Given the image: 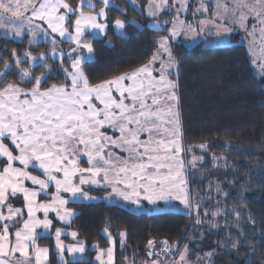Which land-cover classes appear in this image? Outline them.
Segmentation results:
<instances>
[{
	"label": "snow or ice",
	"instance_id": "1",
	"mask_svg": "<svg viewBox=\"0 0 264 264\" xmlns=\"http://www.w3.org/2000/svg\"><path fill=\"white\" fill-rule=\"evenodd\" d=\"M101 2L103 7L95 11L93 0H79L76 7L68 0H0V29L16 37L30 35V44L41 35L49 40L53 45L51 55L61 61L59 70L64 75L63 83L44 87L47 72L36 75L30 68L20 67L25 58L35 62L37 56L29 51L21 55L15 49L12 63L4 60V70L0 71V83L12 69L18 70L20 78L19 83L8 82L0 88V264H50L49 248L37 244L38 238L52 229L49 213L54 212L55 218L65 224L71 223L76 213L68 207L70 202L97 199L85 186L110 189L109 199L119 197L137 206L142 200L152 205L177 200L190 212L195 210L196 223H202L200 204L191 203L186 167L195 168L203 157L193 155L188 165L185 163L183 154L191 152V146L183 143L179 65L170 41L181 34L225 38L243 30L250 37L247 51L252 56L251 63L259 61L264 73V0H214L211 6L207 0H198V6L191 11L193 17L209 13L210 7L213 10L194 23L180 18L182 12L189 11L188 0H148L149 17L156 18L166 9L175 12L171 21H153L157 28L171 23L169 34L158 38V48L147 64L93 83L84 69L85 63L93 62L95 52L87 34L93 38L106 36L110 25L106 10L112 0ZM85 6L90 9L87 13ZM111 24L118 30L127 27L120 18ZM120 34L126 35L124 31ZM57 35L75 46L65 53L59 48ZM65 56L71 71L63 65ZM39 59L45 68L50 67L45 54ZM25 82L31 86L24 87ZM198 147L205 149L207 145ZM82 161L88 166H82ZM29 169L42 170L43 178ZM28 181L33 187L26 184ZM50 187L55 191L49 192ZM216 187L219 191L218 184ZM41 194L49 199L39 201ZM17 197H22L24 208L10 202ZM41 212L43 219L37 215ZM236 215L239 217V213ZM17 224L22 226L17 228ZM37 228L44 231L38 233ZM104 233L111 246L99 249L95 259L100 264H115L116 240L107 228ZM63 234V229H55L57 255L61 264H72L65 258V251L73 256L82 254L85 245L79 240L65 244ZM70 235L75 239L78 233L72 231ZM119 236L123 248L126 232ZM153 243L149 241L150 246ZM163 243L162 251L175 247L167 241ZM188 252L185 245L176 264H192L187 259ZM213 255L214 251L198 256V264L205 259L212 264Z\"/></svg>",
	"mask_w": 264,
	"mask_h": 264
},
{
	"label": "trees",
	"instance_id": "2",
	"mask_svg": "<svg viewBox=\"0 0 264 264\" xmlns=\"http://www.w3.org/2000/svg\"><path fill=\"white\" fill-rule=\"evenodd\" d=\"M68 1L75 7L79 2ZM96 1L97 9L102 2ZM113 1L115 4L107 9L110 21L107 35L93 38L89 34L88 37L95 52L93 62L85 63L84 69L93 83L147 64L158 47L157 39L166 35L169 27V23L163 29L148 25L149 18L143 10L145 0H140L139 9L128 0ZM120 9L126 11L122 13ZM116 18L126 21V35L115 31L111 21ZM172 47L179 65L183 142L191 146V152H185L184 158L189 162L193 155L203 157L195 168L188 165L192 202L201 205L200 220L209 203L212 202L209 204L212 211L216 208L214 201L219 197L224 213L208 218L207 223L197 224L195 210L190 213L176 209L134 212L118 203L76 202L71 203L76 215L69 226L78 232L82 241L88 245L97 243L99 247L109 244L104 228L114 235L125 230L126 245L117 251L119 262L128 259L134 264H143L159 259L158 254L151 257L145 251L147 241L153 237L175 245L172 247L175 256L189 242L196 248L202 247L204 255L214 251L212 264H264V82L254 73L241 42L216 47H205L202 43L190 47L175 42ZM13 49L21 55L26 50L46 54L49 45L42 41L30 44L27 39L0 37V57H3L0 71L4 70V60L12 63ZM46 59L49 68L38 64L32 71L36 75L42 71L49 74L44 87L63 83L64 75L59 70L61 61ZM64 61L69 64L67 58ZM7 81L18 82L19 75L10 70L4 82ZM200 144L207 147L201 149ZM214 156L218 159L214 160ZM39 243L51 246L50 262L60 264L52 247V237H40ZM233 243L236 247H232ZM160 244L164 247L161 242L156 246ZM203 262L207 264L206 259ZM72 264L93 262L77 260Z\"/></svg>",
	"mask_w": 264,
	"mask_h": 264
},
{
	"label": "rangeland",
	"instance_id": "3",
	"mask_svg": "<svg viewBox=\"0 0 264 264\" xmlns=\"http://www.w3.org/2000/svg\"><path fill=\"white\" fill-rule=\"evenodd\" d=\"M101 1V0H100ZM129 2H130V0H128ZM146 2H145V5H144V12H145V14H146V16L149 18V20H148V25L150 26V27H152V28H154V29H163V28H165L166 26V24H161V26L159 27V28H157V27H154V24H153V21L154 20H160V21H165V20H167V21H171V19L173 18V16L175 15V12L174 11H168L167 9L166 10H164L163 12H161L160 14H159V16L158 17H156V18H153V17H149L148 15H147V4H148V0H145ZM69 2V1H68ZM172 2V0H170V3ZM188 2H189V11L188 12H182L181 14H180V18L181 19H184V20H187L188 22H195L196 20H200V19H204L205 18V15H211V13H212V8L210 7L209 8V13H207V14H203V15H201V14H198L196 17H193L192 16V14H191V11H192V9L193 8H195V7H197L198 6V0H188ZM70 4H71V2H69ZM93 3L94 4H96L97 3V1L96 0H93ZM207 3L211 6L212 4H214V0H207ZM78 4H79V2H78ZM115 4V2L112 0V2H111V4H110V6H112V5H114ZM132 4V3H131ZM72 5V4H71ZM97 5V4H96ZM135 8H137V9H139V8H141V3H140V0H136V3L135 4H132ZM73 6V5H72ZM73 7H75V6H73ZM87 7V6H86ZM100 7H103V4L100 6ZM99 7V8H100ZM177 7H179V5L177 4ZM99 8H97V9H95V11H98L99 10ZM84 11L87 13V12H89L90 10H87V9H85L84 8ZM107 11V10H106ZM75 17H72V19H74ZM252 21H251V19H250V21H249V23H251ZM168 24V23H167ZM171 27H172V24L171 23H169V27L167 28V30L168 29H171ZM2 32H4V30H2V29H0ZM72 29L71 28H69V31H71ZM115 31L117 32V34H120L121 33V31H124V30H118V29H115ZM26 32H27V30H26ZM197 32H199V29H197ZM7 34L8 35H10V37H12V38H14V39H17V40H21V38L22 37H20V38H17L14 34H12L11 32H7ZM90 34V33H89ZM89 34H87V36L89 37ZM169 33H168V31H167V33H166V35H168ZM91 35V34H90ZM121 35V34H120ZM166 35H164V36H166ZM13 36H15V37H13ZM103 35H101V36H97V37H102ZM161 37V36H160ZM27 38H29V41L31 40V37H30V35H28L27 36ZM57 41L59 42V48L60 49H62L65 53H67L68 51H70V49L72 48V47H74L75 45L74 44H71V43H69V42H67L66 41V39H64V38H60L58 35H57ZM250 39V37H248L247 35H246V33L243 31V30H236V31H234L231 35H229V36H227V37H225V38H217L216 36H214V35H206V34H204V33H200V34H198V35H195V36H193V35H188V36H185L184 34H181L179 37H176V38H174V39H172L170 42H171V44L172 43H175V42H180V43H183L184 45H187V46H190L191 47V45H193V44H195V43H197V42H201L202 43V45L203 46H205V47H216V46H223V45H229V44H233V43H235V42H241V43H243L244 45H245V47H246V52H247V55H248V57H249V59H250V62H251V60H252V56L249 54V52L247 51V49H248V40ZM158 40V39H157ZM40 41H42V42H48V45H49V50H48V52L45 54V53H32V55L33 56H37V60L35 61V62H30V61H28V58H25V63H23V64H21V66L20 67H22V68H24V67H27V68H30L31 69V71H32V68L33 67H35L36 65H38V64H44L43 62V60H40L39 59V57H40V55L41 54H45V56H46V58H51V59H58V58H53L52 57V55H51V51H52V48H53V45H52V43L49 41V40H45L44 38H43V36L41 35L40 37H38L37 38V40L35 41V42H40ZM26 51H28V50H26ZM30 52V51H29ZM24 53V52H23ZM174 53V52H173ZM73 55H75V54H73ZM65 58H67L68 59V61H69V64H68V62H65L64 60H63V65H64V67L65 68H68L69 69V71H71V68H70V60H69V58L67 57V56H65ZM94 58V57H93ZM59 60V59H58ZM60 61V60H59ZM9 63H11V62H9ZM60 64H61V62H59ZM259 61L256 63V64H253V63H251L252 64V67H253V71H254V73L259 77V78H261L262 80H263V82H264V73H262L261 72V69H260V67H259ZM142 66V65H141ZM140 67V66H139ZM12 71L14 72V73H17L18 75H19V73H18V70H15V69H12ZM112 78V77H111ZM8 82H13V81H7V82H4L3 81V83H0V88H2L3 86H4V84L5 83H8ZM20 81H18V82H16V83H19ZM23 86L24 87H30L31 85H25V84H23ZM191 156V155H190ZM191 158H192V156H191ZM185 159V158H184ZM189 161H191V159L189 160ZM83 162V161H82ZM185 163H186V165H188V162L185 160ZM82 166H84V164H82ZM190 166V165H189ZM85 167V166H84ZM30 171H32V174L33 175H37V176H40L41 178H43V176H42V170H39V169H36V170H33V169H29ZM187 170H188V167H186V172H187ZM187 178H188V173H187ZM26 184L29 186V187H33L32 185H31V182L30 181H28V182H26ZM85 190L86 191H88L89 192V194L91 195V196H94V197H97V199H94V200H82V201H80V202H95V201H97V200H105V201H111L112 199H109L108 198V192H103L102 194H99V193H92L90 190H92V188L91 187H88V186H85ZM48 191L49 192H54L55 191V189H54V187H50L49 189H48ZM97 192H99V191H97ZM101 193V192H100ZM67 195V194H66ZM190 196H191V194H190ZM49 199V197L48 196H46V195H44V194H41V196L38 198V200L39 201H44V202H46L47 200ZM220 199V200H219ZM104 201V202H105ZM193 200H192V196H191V203L193 204V202H192ZM220 201H221V203H220ZM12 204H13V206L14 207H20V208H24V201H23V199H22V197H17V198H14V199H11V201H10ZM171 201H164V203H170ZM173 202V204H174V206H177V207H175L176 208V210H180V211H182V212H188V213H190V211L187 209V208H185V206L180 202V201H177V200H173L172 201ZM176 202H180L181 204L180 205H176L175 203ZM71 203L72 202H70L69 204H68V207L69 208H71V209H73V211L76 213V209L74 208V207H72V205H71ZM200 204V203H199ZM209 204H212V202L211 203H209ZM207 205V207H205L204 208V214L203 215H201L202 217V223H207V219L208 218H217V217H220L223 213H224V210L220 207V205L222 204V200H221V198L219 197V198H216V200L214 201V206L216 207V208H214V210L212 211V205ZM151 207L152 206H156V205H150ZM201 206V205H200ZM170 209V208H169ZM131 210L132 211H134V212H140L141 210H136V209H132V207H131ZM157 210H164V209H157ZM217 211H219V215H216V216H213L212 215V213H215V212H217ZM191 212H193V211H191ZM196 212V211H195ZM205 212H207V215H205ZM37 215H38V217L40 218V219H43V213L41 212V213H37ZM196 215H197V213H196ZM24 218L26 219L27 218V216H26V211H25V216H24ZM49 219H52L53 220V226H52V229L50 230V232L49 233H47L45 236H51L52 237V239H53V250L56 252V260H57V263H60L61 264V262L59 261V258H58V255H57V250H56V248H55V236H54V233H55V229L56 228H61V229H63L64 230V234L61 236V239L64 241V243L65 244H75L76 242H77V240H79V241H82L81 239H80V237H79V234H78V236L74 239L71 235H70V233L72 232V231H76L74 228H72L71 226H69V224H65L64 222H62V221H59L58 219H56L55 218V213L54 212H50L49 213ZM213 220H215V219H213ZM0 223H2V222H0ZM22 226V224H17L16 225V227L17 228H19V227H21ZM105 229V228H104ZM104 229H103V233H104ZM12 231L14 232L15 231V229H12ZM44 230L42 229V228H37V232L39 233V232H43ZM109 231V230H108ZM77 232V231H76ZM110 232V231H109ZM120 232H126L125 230H120L117 234H112L111 232V235H112V237L113 238H115V240H116V247H115V264H134L132 261H130V260H125V261H118V258H117V251H118V249H121V250H123L124 249V247H125V245H126V239H125V244H124V247L123 248H121L120 247V236H119V233ZM78 233V232H77ZM127 234V233H126ZM104 235H105V233H104ZM105 237L107 238V241H109V239H108V237L105 235ZM83 243H84V245H85V252L84 253H82V254H80V253H77V254H75V256H73V254L72 253H69V252H67V251H65V253H64V255H65V258L66 259H70L71 261H77V260H90V261H92L93 262V264H100V262L99 261H97L96 259H95V257H96V255L98 254V250L99 249H107L109 246H111L110 245V241H109V244L107 245V246H104V247H99L98 246V244L97 243H94V244H91V245H88L86 242H84V241H82ZM37 244L40 246V247H47V248H49V260H50V250H51V246H49L48 244L46 245V244H40L39 243V238H38V240H37ZM170 244V243H169ZM186 245H187V247H188V249H189V252L187 253V259L189 260V261H191L192 262V264H198V261H197V257L199 256V257H204L205 255L203 254V252H201L202 251V247H198L197 246V248H199V250L195 247L196 245H193L192 243H186ZM98 246V247H97ZM164 247H163V245H158V246H156V255L158 254L159 255V257L161 258H159V259H154V260H151V261H146V262H144L143 264H152V261H159L160 262V264H176V262L177 261H179V254L181 253V252H183V250H184V247H183V249L175 256V254H174V250L171 248V250H170V252L169 253H166L165 251H162V249H163ZM88 249H90L92 252H90V251H88ZM173 250V251H172ZM175 252H176V249H175ZM204 252H206V251H204ZM154 254V255H155ZM153 255V256H154ZM17 256H19V254H17ZM105 259H106V257H105ZM50 264H51V262H50ZM202 264H204V262H202Z\"/></svg>",
	"mask_w": 264,
	"mask_h": 264
},
{
	"label": "crops",
	"instance_id": "4",
	"mask_svg": "<svg viewBox=\"0 0 264 264\" xmlns=\"http://www.w3.org/2000/svg\"><path fill=\"white\" fill-rule=\"evenodd\" d=\"M27 34H25L22 38H21V40L22 39H27L28 41H29V38H27ZM0 37H8V38H12V37H10V35H8L7 34V32H2L1 30H0ZM13 37H15V36H13ZM17 38H20V37H17ZM12 39H14V38H12ZM15 40H17V39H15ZM41 42V41H40ZM33 43H36V42H33ZM198 43H201L200 41L199 42H197V43H195V44H193V45H196V44H198ZM193 45H191V46H193ZM171 46H172V44H171ZM158 48V47H157ZM157 50V49H156ZM155 50V51H156ZM172 50H173V47H172ZM156 67H159V64L157 63L156 64ZM138 68V67H137ZM136 69V68H135ZM134 70V69H133ZM132 71V70H131ZM130 72V71H129ZM156 73H154V75H155ZM173 78H175V77H173ZM127 83V82H126ZM179 95V94H178ZM109 134H112L111 132H109ZM184 143V142H183ZM185 145V144H184ZM183 155H185V153L183 154ZM82 164H84V166L85 167H87L88 165H87V163L86 162H82ZM187 173V172H186ZM92 188V190H90L92 193H99V194H102L103 192H109L110 191V189H104V191L103 192H97L95 189H103V188H96V187H91ZM188 188H189V186H188ZM191 197V196H190ZM112 200L109 202V201H105V200H97V201H105L106 203H118V204H122V205H125V206H127V207H129L130 209H131V207H132V209H136V210H141V211H145V210H157V209H176L175 207H177V206H174V204H173V200H171V202L168 204V203H164V201H158L155 205L156 206H150V205H152V204H149L147 201H141V204H140V206H137V205H135V204H133V203H131V202H129V201H124V200H122L121 198H119V197H112L111 198ZM97 201H95V202H97ZM176 205H180L181 203L180 202H176L175 203Z\"/></svg>",
	"mask_w": 264,
	"mask_h": 264
},
{
	"label": "built area",
	"instance_id": "5",
	"mask_svg": "<svg viewBox=\"0 0 264 264\" xmlns=\"http://www.w3.org/2000/svg\"><path fill=\"white\" fill-rule=\"evenodd\" d=\"M150 240L154 242L152 246L149 245V241H150ZM164 241H166V240H164V239L157 240L156 238L151 237V238L147 241L146 246H145V251H146V253L148 254L149 252H152L153 255H154V254L156 253V245H157L159 242L163 243ZM153 255H151V257H152Z\"/></svg>",
	"mask_w": 264,
	"mask_h": 264
}]
</instances>
